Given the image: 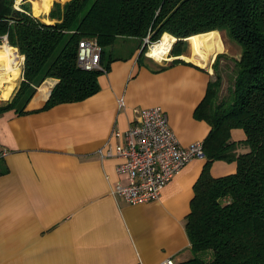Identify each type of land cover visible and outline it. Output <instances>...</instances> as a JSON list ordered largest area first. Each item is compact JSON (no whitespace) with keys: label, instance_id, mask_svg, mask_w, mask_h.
Here are the masks:
<instances>
[{"label":"crops","instance_id":"obj_1","mask_svg":"<svg viewBox=\"0 0 264 264\" xmlns=\"http://www.w3.org/2000/svg\"><path fill=\"white\" fill-rule=\"evenodd\" d=\"M118 38L102 54L107 68L93 95L38 109L57 83L48 77L25 112L0 110V264H157L192 256L184 221L206 159H192L176 171L160 198L130 204L110 193L117 181L126 182L115 169L120 159L101 158L97 150L107 140L111 146L123 141L110 136L112 130H126L135 108L151 106L166 112L179 145L203 141L210 127L194 109L211 71L180 55L161 62L139 56L137 39ZM231 43L238 58L240 47ZM48 83L45 97H38ZM234 136L241 138L239 131ZM208 169L220 176L235 163L217 160Z\"/></svg>","mask_w":264,"mask_h":264},{"label":"trees","instance_id":"obj_2","mask_svg":"<svg viewBox=\"0 0 264 264\" xmlns=\"http://www.w3.org/2000/svg\"><path fill=\"white\" fill-rule=\"evenodd\" d=\"M34 13L23 2L16 7L15 0H0V43L5 39L23 56V79L0 110L25 112L48 77L57 83L38 109L93 95L107 68L102 54L118 37L135 38L142 46L144 37L156 42L167 32L177 38L171 55L186 56L189 40L194 57L195 35L218 30L240 47L239 57L231 59L235 70L227 96L219 97L217 74L194 109L210 128L202 141L206 161L184 221L192 256L177 264H264V0H66L53 1L47 12L53 22ZM92 36L101 46L104 71L77 66L79 40ZM226 55L216 54L214 72ZM235 131L241 138L235 139ZM217 160L233 161L235 169L213 176L208 168Z\"/></svg>","mask_w":264,"mask_h":264},{"label":"built area","instance_id":"obj_3","mask_svg":"<svg viewBox=\"0 0 264 264\" xmlns=\"http://www.w3.org/2000/svg\"><path fill=\"white\" fill-rule=\"evenodd\" d=\"M148 36L143 46L149 48ZM147 51V50H146ZM144 55L147 56V52ZM101 46L95 37H84L78 42L76 63L85 70H102ZM161 61V60H160ZM121 108L122 98L117 99ZM135 117L124 131L113 129L110 136L122 138L114 146L107 140L97 152L101 158L116 156L120 159L116 172L126 175L123 184L117 181L111 186V196L125 199L130 204H140L160 198L166 184L190 160L205 158L202 141H192L185 146L178 144L166 112L160 106L135 108ZM157 264H177L172 258H165Z\"/></svg>","mask_w":264,"mask_h":264},{"label":"bare ground","instance_id":"obj_4","mask_svg":"<svg viewBox=\"0 0 264 264\" xmlns=\"http://www.w3.org/2000/svg\"><path fill=\"white\" fill-rule=\"evenodd\" d=\"M50 1L51 0H40L39 4L42 5L46 11L50 8ZM175 39L176 38L173 35L167 32L163 33L162 37L158 41L150 45L146 51L147 56L155 59L156 61L167 58V53L169 52ZM195 40L196 54L200 56L198 60L202 62V65L205 68L210 70V64L214 57H216V53L221 52L224 47L221 35L219 31L212 30L196 34ZM182 58L190 59L189 57L183 56ZM20 62V56L16 55L15 50L11 48L9 44L6 43L0 48V88L2 87L4 90L1 97L7 98L12 93V89H14L19 75L20 70L18 68V64H20ZM49 87V83L41 87V93L38 94V97H45L47 94L46 91Z\"/></svg>","mask_w":264,"mask_h":264},{"label":"rangeland","instance_id":"obj_5","mask_svg":"<svg viewBox=\"0 0 264 264\" xmlns=\"http://www.w3.org/2000/svg\"><path fill=\"white\" fill-rule=\"evenodd\" d=\"M53 1H59V2H61V3H63L64 1H66V0H52V2H51V4H50V8H51V6H52V4H53ZM24 3V4H26V5H28L29 7H30V9H31V11H33V12H35L34 14H39L40 16H38V17H42V19H43V17H47V14H43L42 15V13L40 14V12H43V11H45L44 10V8H43V6L42 5H40V4H38V3H40V0H15V5H16V7H20V4L21 3ZM50 8L48 9V10H50ZM48 10H46V12H48ZM44 21V20H43ZM218 31V30H217ZM204 33V32H203ZM219 33H220V35H221V39H222V41H223V44H224V47H223V50L221 51V52H224V53H226V54H228V55H226L227 57H224V58H222V59H220L219 60V62H218V64H217V70H216V72H214V70H213V68H212V63H213V61H214V59H215V57H214V59H213V61L211 62V64H210V71H211V74H212V79L211 80H214L215 79V77L217 76V74H219L220 75V77H221V82H222V84H221V87H220V89H219V97L220 98H223V97H226L227 96V93H228V86L232 83V81H233V76H234V70H235V67H234V62L231 60L232 59V55H234V51L232 50L233 48H232V46H234V45H232L233 43H231V41L225 36V34H224V32H220L219 31ZM163 35V34H162ZM162 37V36H161ZM160 37V38H161ZM117 40H119V38H117ZM152 43H154V42H152ZM4 44H6V41L4 40V42H2V43H0V48L4 45ZM172 47V46H171ZM236 47V46H235ZM107 46H106V52H107V54H108V51H107ZM118 46H116V48H115V52L117 53L118 52ZM171 49V48H170ZM147 50H148V48H147ZM170 51V50H169ZM15 53H16V55H18L19 53L17 52V49L15 50ZM217 53H220V52H217ZM216 53V54H217ZM183 55H186V56H189V57H192L193 59V62H197V61H199L198 60V58H200V56H198L197 54H196V51H195V56L193 57V52H192V48H191V45H190V41L189 40H186L185 41V50H184V52L182 53ZM167 58H165V59H162L161 61H166V60H169V59H172L171 58V56H174V55H171L169 52L167 53ZM180 56H182V55H180ZM179 56V57H180ZM216 56V55H215ZM149 57V56H148ZM238 57V56H237ZM149 58H151V57H149ZM151 59H153V58H151ZM184 59V58H183ZM153 60H155V59H153ZM156 61V60H155ZM160 61V60H159ZM160 61V62H161ZM201 64H202V62L201 61H199ZM198 63V62H197ZM18 68H19V75H18V78H17V80H16V85H15V87H14V89H16L17 88V86H18V83H19V80H20V77L19 76H21L20 75V73H21V63L20 64H18ZM14 89H12L13 91H12V93L15 91ZM3 88L1 87L0 88V97H1V95H2V93H3ZM12 93L10 94V96L12 95ZM9 96V97H10ZM9 97H7V98H5V97H1L0 98V104H2L5 100L7 101V99L9 98Z\"/></svg>","mask_w":264,"mask_h":264},{"label":"water","instance_id":"obj_6","mask_svg":"<svg viewBox=\"0 0 264 264\" xmlns=\"http://www.w3.org/2000/svg\"><path fill=\"white\" fill-rule=\"evenodd\" d=\"M4 38H6V36H4ZM175 38H176V37H175ZM4 40H5V39H4ZM176 40H177V38L175 39V41H176ZM175 41H174V42H175ZM174 42H173V43H174Z\"/></svg>","mask_w":264,"mask_h":264}]
</instances>
